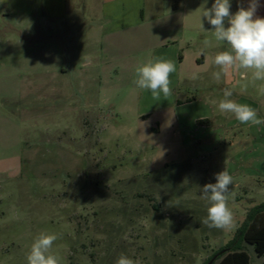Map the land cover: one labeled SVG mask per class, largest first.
Returning <instances> with one entry per match:
<instances>
[{
	"label": "rangeland",
	"instance_id": "obj_1",
	"mask_svg": "<svg viewBox=\"0 0 264 264\" xmlns=\"http://www.w3.org/2000/svg\"><path fill=\"white\" fill-rule=\"evenodd\" d=\"M79 2L81 21L65 26L66 34L28 36L30 45L12 49L0 68V75L14 77L1 86L14 99L0 107V264H27L42 232L58 236L51 253L60 264H116L121 254L134 264H208L233 239L244 207L264 203V181L244 178L243 189L230 188L231 227L203 224L208 203L200 188L215 183L224 169L231 175L234 149L220 147L202 159L200 145L177 123L172 97L219 102L227 88L231 99L237 94L264 119V81H253L245 69L215 80L212 74L220 69L212 58L229 46L211 34L194 37L185 48L180 83L174 90L170 86L171 94L153 97L135 85V69L172 38L152 23L111 40L112 46L86 20L94 14L91 1ZM93 10L99 14L100 7ZM59 66L69 69L67 89H80V95L63 98ZM77 72L81 85L74 81ZM229 118L217 123L227 125ZM243 133L236 147L246 160L242 170L248 171L254 166L249 148L253 141L264 142V124ZM245 248L252 264H262L253 246Z\"/></svg>",
	"mask_w": 264,
	"mask_h": 264
},
{
	"label": "crops",
	"instance_id": "obj_2",
	"mask_svg": "<svg viewBox=\"0 0 264 264\" xmlns=\"http://www.w3.org/2000/svg\"><path fill=\"white\" fill-rule=\"evenodd\" d=\"M90 1V10L94 12V14L90 13V15L86 16V20L95 23L97 28L95 27L93 29H100L103 31L104 35L108 37V39L110 38L109 43L112 46H115V43L111 40L118 39L131 30L140 31L147 24L152 23L156 24V28L160 29L162 35L172 38L169 42H165L159 46L157 50L158 56L154 58L171 60L176 65L178 72L173 75L174 77L172 78L174 79H171L170 84L173 90L180 83L179 70L184 60L183 52L185 48H190V42L194 37H205L213 34V27L206 18L203 16L201 17V13L204 8H210L214 0ZM248 2L249 0H230V13L235 14L240 7L247 8ZM175 3L176 8L173 6ZM259 4L260 7L257 9L256 16L264 18V0H259ZM93 5H98V7H100L99 14L95 13ZM79 6V0H0V68L4 65L3 60H7L8 62L9 58L7 54L10 53L12 49L23 48L30 45L27 40L28 36L37 33L46 35L49 31H57L59 36L66 34L65 26L70 29L72 24L81 21L82 16L80 15ZM107 23H116V25H108ZM60 26L64 28L60 29ZM228 26L227 23V27ZM72 32L74 33V30ZM43 43L46 44V41ZM223 48L226 49V47ZM106 53H109V51L106 50ZM241 70L242 69L234 71L233 74L235 75ZM56 71L58 86L63 87L61 89L63 98L74 97L81 94L80 89H78V93H75L76 90L72 91L67 89L70 75L67 67L59 66ZM13 79L14 77L11 76L9 72L5 76L4 74L3 76L0 75V107L2 101L10 102L14 99L5 88L1 87L2 85H10ZM241 79H246L244 74H241ZM74 81L76 82L75 84L81 85L82 78L80 73L77 72L74 74ZM40 84L44 86L47 85L44 79L43 83L40 82ZM233 84L235 85L236 82L233 81ZM25 85L31 86L35 84H29L27 82ZM172 100L174 102L172 105L176 110L177 123L182 127L181 129L184 130L183 133L186 132L193 135V142L200 145L202 149V159L207 158L208 154L211 155L214 151H220V147L223 150L234 149L232 153L235 154V170L231 172V176L235 183L230 186L233 191L243 189L241 184L244 178H249L251 181H257V178H259V180L264 181V152H261V150H264V142L260 144L257 140L252 142L249 149H252L253 153H249L248 155L251 157L249 161H251L254 166H251L248 171L242 170V165L246 163V160L241 159L243 153H237L239 149L236 147L237 143H239V141L242 142L246 134L243 133V129L248 130L254 125L244 124V128H242L243 124L236 120L233 114H221L217 108L219 102L213 100L204 101L194 97L181 101L177 96H173ZM234 100L243 104L241 98H237V94ZM68 108L70 107L68 106ZM253 109L256 110V108ZM188 111L192 112L190 116L187 114ZM220 117L222 119H226V117L231 118L227 119V125H220V123H217ZM236 129H238L237 134L235 133ZM232 134L237 136L231 141L229 139ZM245 141H247V139H245ZM246 150L247 148L244 149V151ZM236 163H238L237 167ZM255 165L261 166V170H254L253 168ZM245 191L247 193L250 189L247 188ZM251 207L252 206L244 207V216L242 215L241 220L237 221L238 227L243 223L247 209ZM234 211L236 210L234 209ZM237 214H239L238 211L234 214L235 219L238 217ZM229 242H227L226 245ZM249 256L252 264L251 255L249 254ZM263 263L264 260L262 264Z\"/></svg>",
	"mask_w": 264,
	"mask_h": 264
},
{
	"label": "clouds",
	"instance_id": "obj_3",
	"mask_svg": "<svg viewBox=\"0 0 264 264\" xmlns=\"http://www.w3.org/2000/svg\"><path fill=\"white\" fill-rule=\"evenodd\" d=\"M258 7L259 0H249L247 8L240 7L231 14L230 0H214L210 8L203 9L201 17L213 27L214 39L229 46V50L220 51L212 58L211 63L220 69L212 74L215 80L227 77L230 71L245 69L251 71L253 81H264V18L256 16ZM226 20L228 27H225ZM201 54H204L203 49ZM175 71L176 65L171 60L149 59L135 69L134 83L140 89L150 91L153 97L159 98L161 94L167 97L172 91L170 76ZM191 78L198 77L193 74ZM260 91L264 93V88ZM232 96V90L223 89V99L217 105L221 114L231 113L241 124H264V119L258 118L255 109L236 102ZM215 178V183H207L200 188L201 198L208 203L207 216L202 223L210 228H229L233 214L228 205V193L233 178L226 169L215 174ZM57 239L56 234H38L26 256L27 264H60L59 258L51 253ZM116 264H134V261L121 254Z\"/></svg>",
	"mask_w": 264,
	"mask_h": 264
},
{
	"label": "trees",
	"instance_id": "obj_4",
	"mask_svg": "<svg viewBox=\"0 0 264 264\" xmlns=\"http://www.w3.org/2000/svg\"><path fill=\"white\" fill-rule=\"evenodd\" d=\"M173 6L176 8V3ZM247 245L254 247L259 258H264V203L247 211L245 220L233 239L216 252L210 261L216 257L213 264H251L250 256L245 248Z\"/></svg>",
	"mask_w": 264,
	"mask_h": 264
},
{
	"label": "water",
	"instance_id": "obj_5",
	"mask_svg": "<svg viewBox=\"0 0 264 264\" xmlns=\"http://www.w3.org/2000/svg\"><path fill=\"white\" fill-rule=\"evenodd\" d=\"M216 261V257H214L209 264H213Z\"/></svg>",
	"mask_w": 264,
	"mask_h": 264
}]
</instances>
